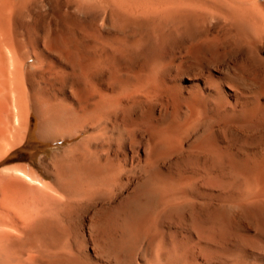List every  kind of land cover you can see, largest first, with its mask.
Instances as JSON below:
<instances>
[{
    "label": "bare ground",
    "instance_id": "1",
    "mask_svg": "<svg viewBox=\"0 0 264 264\" xmlns=\"http://www.w3.org/2000/svg\"><path fill=\"white\" fill-rule=\"evenodd\" d=\"M0 264H264V0H0Z\"/></svg>",
    "mask_w": 264,
    "mask_h": 264
},
{
    "label": "rangeland",
    "instance_id": "2",
    "mask_svg": "<svg viewBox=\"0 0 264 264\" xmlns=\"http://www.w3.org/2000/svg\"><path fill=\"white\" fill-rule=\"evenodd\" d=\"M69 142L52 144L50 142L41 141L36 137V120L33 117L30 125V131L27 135L25 142L11 152V160L0 165V169L5 166L19 164V163H31L37 164L39 158L42 155L51 156L55 145L66 146Z\"/></svg>",
    "mask_w": 264,
    "mask_h": 264
}]
</instances>
